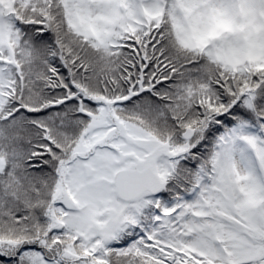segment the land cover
Segmentation results:
<instances>
[{"label": "snow or ice", "instance_id": "snow-or-ice-1", "mask_svg": "<svg viewBox=\"0 0 264 264\" xmlns=\"http://www.w3.org/2000/svg\"><path fill=\"white\" fill-rule=\"evenodd\" d=\"M0 264H264V0H0Z\"/></svg>", "mask_w": 264, "mask_h": 264}]
</instances>
